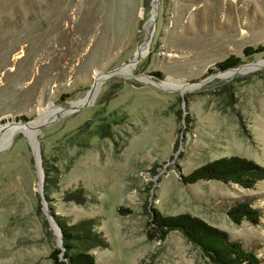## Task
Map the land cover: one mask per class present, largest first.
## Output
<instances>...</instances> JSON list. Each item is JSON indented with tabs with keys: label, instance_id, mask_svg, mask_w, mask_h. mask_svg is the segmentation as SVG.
Segmentation results:
<instances>
[{
	"label": "rangeland",
	"instance_id": "374dc122",
	"mask_svg": "<svg viewBox=\"0 0 264 264\" xmlns=\"http://www.w3.org/2000/svg\"><path fill=\"white\" fill-rule=\"evenodd\" d=\"M155 5L0 0V264H53L51 209L96 219L97 264H208L177 231L150 236V208L197 216L264 264V180H180L223 156L264 165V50L242 52L264 47V0H159L150 39ZM229 55L242 63L216 69ZM241 200L257 224L226 216Z\"/></svg>",
	"mask_w": 264,
	"mask_h": 264
},
{
	"label": "trees",
	"instance_id": "16d2710c",
	"mask_svg": "<svg viewBox=\"0 0 264 264\" xmlns=\"http://www.w3.org/2000/svg\"><path fill=\"white\" fill-rule=\"evenodd\" d=\"M264 47L246 46L243 55L251 58L253 54L261 52ZM242 58L229 55L215 64L216 69L224 71L239 66ZM44 165L45 184L44 196L49 200L54 191L48 189L56 181H49L52 174ZM184 184H193L198 181L216 180L223 183H232L249 189L259 181L264 180V165L252 159L230 155L209 160L180 176ZM50 182V183H49ZM68 200L81 198V189L64 194ZM80 203V201H78ZM61 232L62 248H54L49 258L53 264H97L95 255L91 252L96 246L106 244L104 235L95 229L96 219L86 217L71 222L65 216H60L50 210ZM226 216L234 223L245 220L257 224L261 217L259 209L246 200L235 202L226 211ZM149 226L150 236L159 240L164 239L170 232L177 231L196 247L208 264H260L258 255L244 247L241 241L232 239L227 231L215 227L203 219L189 213L165 215L157 209L150 208Z\"/></svg>",
	"mask_w": 264,
	"mask_h": 264
},
{
	"label": "water",
	"instance_id": "95a60500",
	"mask_svg": "<svg viewBox=\"0 0 264 264\" xmlns=\"http://www.w3.org/2000/svg\"><path fill=\"white\" fill-rule=\"evenodd\" d=\"M154 1H156V5L153 6V14H152V17H151V19H152V25H151V28H150V39H151L152 33H153V31H154V24H155L156 16H157V13H158L157 4H158L159 0H154ZM139 59H140V56H135V55H134V57H133L131 60H135V61L137 62ZM128 62H129V61H128ZM128 62H127V63H128ZM235 68H237V67H235ZM117 69H118V68H117ZM117 69H113V70H111V71H109V72H114V71H116ZM230 69H232V68H230ZM227 70H229V69H227ZM224 71H226V70H224ZM108 75L110 76V73H108ZM106 77H108V76H106ZM55 227H56V233H57V236L59 237L58 242H59L60 247L62 248L61 232H60V229H59V227H58V225H57L56 223H55Z\"/></svg>",
	"mask_w": 264,
	"mask_h": 264
},
{
	"label": "bare ground",
	"instance_id": "6f19581e",
	"mask_svg": "<svg viewBox=\"0 0 264 264\" xmlns=\"http://www.w3.org/2000/svg\"><path fill=\"white\" fill-rule=\"evenodd\" d=\"M27 130H29V131H30V129H27Z\"/></svg>",
	"mask_w": 264,
	"mask_h": 264
}]
</instances>
